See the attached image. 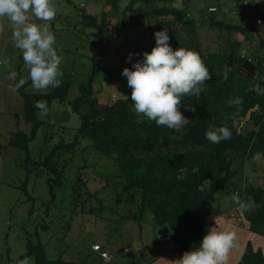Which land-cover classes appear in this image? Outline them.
Wrapping results in <instances>:
<instances>
[{"label": "trees", "instance_id": "16d2710c", "mask_svg": "<svg viewBox=\"0 0 264 264\" xmlns=\"http://www.w3.org/2000/svg\"><path fill=\"white\" fill-rule=\"evenodd\" d=\"M103 1L117 15L116 24L111 29H108L105 14L98 22L95 15L81 13L82 23L87 22L93 29L90 35L99 53L89 58L92 66L87 82L77 87V96L68 102L80 120L73 140H59L46 150L47 153L40 149L32 158L29 145L44 124L37 118L39 110L34 106L35 102L47 101L48 109L55 101L66 102L72 81L61 80L59 88L29 94L24 91L31 82L29 80L16 90L23 101L22 119L28 125V130L11 133L6 146L25 156L19 165L26 171L24 185L30 169L41 168L54 177L48 179L52 194L55 187L62 186L64 173L59 168L62 156L79 149L82 155L92 153L101 161L107 160L115 172H95L101 180H105L103 187L119 182L120 185L116 186H121L122 194H130L131 201L138 200L134 220L140 222L149 216L164 233L165 239L172 241L180 252L192 251L199 247L208 230L207 225L218 213L215 196L225 189L233 190V162L239 161L244 165L257 153L264 158V94L254 91L252 81L255 72L264 77V39L261 38L264 36V6H260V0H238L234 9H238L239 16L246 12V17H239L230 23L225 18L228 14H224L220 4H216L217 0H187L194 1L202 10L200 26L197 27L198 20L190 11L177 8L179 0H130L121 11L114 7L119 0ZM209 8H214V11H208ZM134 10L137 11L135 14H128ZM257 19H260V24L256 22ZM146 25L153 38L155 32L167 29L173 50L182 47L199 53L211 75L198 96L182 98L179 111L189 123L179 132L165 126L158 127L154 121L141 118L135 113L130 97L114 99L113 103L106 104H99L95 97L94 85L102 81L99 79L102 67L98 60L104 44L129 27L138 29ZM205 26L216 34V39L212 41L213 45L201 49L197 30ZM235 33L242 35L251 54L250 61L241 58L242 44L233 38ZM153 47L155 43H152ZM226 71L225 80L223 74ZM261 85L264 87V81ZM237 97L243 100L240 108L228 103ZM209 125L228 127L233 134L232 139L218 144L209 142L205 139ZM45 139L48 141L52 137L46 136ZM81 141L84 144L79 148ZM193 166L199 167L196 175L191 172ZM92 167L95 168V165ZM181 167L188 169L183 181L176 178ZM86 168L89 166L85 163L78 168L71 187L73 211L80 206L81 212L94 214L95 210L88 203L94 200L102 204L103 201L99 199L98 192L89 191L82 179L81 171ZM204 179L212 181V188L200 192L197 186ZM234 194L238 195L236 191ZM240 199L251 204V209L243 213L250 232L264 237V189L248 185L243 188ZM54 201L55 196L46 204V213ZM107 209L113 210L110 205ZM32 213L33 207L28 210V215ZM169 230L174 234L170 236ZM26 246V252L14 264H20L25 257L32 258L35 264H83L62 257L49 260L44 251L45 245L39 241L32 243L27 240ZM241 264H264V257L259 250L253 252L247 246Z\"/></svg>", "mask_w": 264, "mask_h": 264}, {"label": "rangeland", "instance_id": "374dc122", "mask_svg": "<svg viewBox=\"0 0 264 264\" xmlns=\"http://www.w3.org/2000/svg\"><path fill=\"white\" fill-rule=\"evenodd\" d=\"M179 1L177 8L184 12L190 11L198 20L196 26L199 27L202 10L194 1ZM103 2V0H53L56 17L49 22V25L56 38L55 47L58 55L62 57L60 71L63 75L59 79L62 81L69 79L72 85L66 102H53L47 115L43 117L37 112L38 120L44 124L38 130L36 139L29 145L32 158L40 149L47 153L59 140L71 142L77 133L80 120L71 110L68 102L77 96V87L87 82L92 66L89 58L99 53L90 35L93 29L87 22L82 23L81 13L95 15L98 22L105 14L108 29H111L116 24L117 15ZM129 2L130 0H119L114 7L121 11ZM211 2L215 3V1ZM217 2L224 14H228L225 17L226 21L234 23L239 17L240 19L246 17V12L239 16L238 9H234L238 0H217ZM260 6H264V0H260ZM136 12L134 10L128 14ZM250 15L253 16V13ZM32 22L44 23L35 18ZM197 33L201 49L213 45L212 41L216 39V34L212 30L205 26L198 28ZM233 38L242 44L241 58L250 61L251 54L242 35L235 33ZM261 38L264 39V36ZM152 43H155V39L146 25L138 29L129 27L104 44L103 53L98 60L102 67L99 78L102 81L94 85L95 97L99 104L113 103L114 99L125 100V97H130L131 89L127 86L126 78L121 75L122 70L124 68L131 70L133 63L142 61V54L151 52ZM129 53L141 55L133 56L132 60L126 63ZM2 60H7L8 66L0 63V264H14L15 260L26 252L27 240L32 243L37 241L43 243L49 260L62 257L65 260L88 264L90 246L96 242L107 249L112 258L109 264H137L138 256L143 251L138 254L135 251L141 247H147L148 251L154 249L158 245V239L164 237V233L149 216L140 222L133 219L134 213L137 212L138 200L131 201L130 194H122L121 186H116L119 182H113L114 186L103 187L105 180H101L95 172H115L107 160L101 161L92 153L82 155L78 149L75 153L60 158L59 168L64 173L61 179L62 186L55 187L52 190L53 194L48 179L54 177L41 168L30 169L31 173L24 185L26 171L19 165L25 156L7 147L6 144L11 133L28 130V125L22 119L23 101L13 90V84L20 78L27 79L28 71L24 67L21 51L14 46L12 25L7 19L0 20V61ZM12 71L18 74L16 81L8 79ZM24 91L29 94L46 93L34 90L31 82ZM242 124L243 121L240 127ZM46 136L52 139L47 141ZM83 144L81 141L78 147H82ZM84 163L89 168L81 171L82 179L85 180L89 191L98 192L99 199L103 201L102 204L94 200L88 203L89 207L95 210L94 214L81 212L80 206L75 212L73 211L71 187L78 168ZM92 165H95V168ZM231 169L235 172L231 180L233 190L225 189L223 193L215 196V206L223 213L234 207L235 203L230 198L235 191L241 198L243 188L248 185L264 189V158L261 157L259 161L251 159L244 165L235 161ZM53 196L55 201L49 205L46 213V204ZM109 205L113 210L107 209ZM31 207L33 213L29 216L28 210ZM122 216L126 217L121 219ZM123 248L129 249L130 252H124L126 250ZM94 264L103 263L95 260Z\"/></svg>", "mask_w": 264, "mask_h": 264}, {"label": "clouds", "instance_id": "9594fccd", "mask_svg": "<svg viewBox=\"0 0 264 264\" xmlns=\"http://www.w3.org/2000/svg\"><path fill=\"white\" fill-rule=\"evenodd\" d=\"M208 11H214V8H209ZM55 17L56 8L53 0H0V20L7 19L11 23L14 46L21 51L24 67L28 71L27 79L20 78L14 84V91L19 90L29 80L37 92L61 87L59 77L63 75L60 71L62 57L58 55L55 47L56 38L49 25ZM33 18L44 23H34ZM154 38L155 47L151 52L143 53V60L133 63L131 70L124 68L121 75L126 78L127 86L131 89L130 99L137 115L154 121L158 127L165 126L179 132L189 123L179 111L182 98L198 96L204 90L205 82L211 79V75L199 53L182 47L173 50L169 44L167 29L155 32ZM136 55L141 54L129 53L126 63ZM0 63L8 66L7 60ZM17 75L12 71L8 79L16 81ZM223 79H227V71L223 74ZM252 81L254 91L264 94V87L261 85L264 77L255 72ZM228 103L240 108L243 100L237 97ZM34 106L39 110L41 117L47 115L49 110L47 101L37 100ZM232 135L226 126L209 125L205 139L218 144L232 139ZM253 159L259 161L261 154L257 153ZM199 171L198 166L191 169L193 175ZM187 175L188 169L181 167L176 178L183 181ZM211 188L212 181L208 179H204L197 186L200 192ZM230 199L238 206L241 214L251 209V204L241 200L238 195L234 194ZM173 234L169 230V235ZM236 239L232 225L223 230L214 225L208 228L199 247L184 252L179 259L171 261L170 264H227L230 251L236 247ZM20 264H34V261L30 257H25Z\"/></svg>", "mask_w": 264, "mask_h": 264}, {"label": "crops", "instance_id": "0c3cea01", "mask_svg": "<svg viewBox=\"0 0 264 264\" xmlns=\"http://www.w3.org/2000/svg\"><path fill=\"white\" fill-rule=\"evenodd\" d=\"M214 225L221 230L226 228L228 225H232V230L236 233V247L230 251L227 264H241L243 254L247 246H249L253 252L259 250L264 257V237L250 232L249 223L244 217V214H241L238 210V206L236 204L232 209L224 213L218 209L217 215L214 216L212 222L207 225V229ZM157 242L158 245H156L154 249L151 248L148 251L147 247H141L139 250L135 251L136 254H138L141 250L143 251V253L141 252L138 256L139 260L137 264H170L171 261L177 260L182 256L183 253L178 250L172 241L166 240L165 236L160 237ZM123 249L126 250L124 251L126 253L130 252L129 249ZM105 251H107L106 248ZM90 252L91 254L87 256L88 264H94L95 260L98 263L100 261L103 264H109L112 261L111 259L109 263H104L99 259L97 254L93 253L91 250Z\"/></svg>", "mask_w": 264, "mask_h": 264}, {"label": "built area", "instance_id": "2783aa9c", "mask_svg": "<svg viewBox=\"0 0 264 264\" xmlns=\"http://www.w3.org/2000/svg\"><path fill=\"white\" fill-rule=\"evenodd\" d=\"M213 10V9H211ZM256 22L258 24H260V19H257ZM91 251L96 253L99 257V259L104 262V263H109L111 261V256L109 255V253L105 250H102L101 246L99 244H92L91 245Z\"/></svg>", "mask_w": 264, "mask_h": 264}]
</instances>
